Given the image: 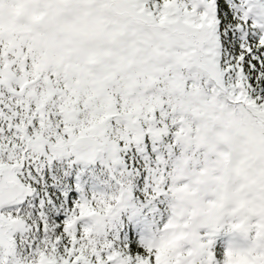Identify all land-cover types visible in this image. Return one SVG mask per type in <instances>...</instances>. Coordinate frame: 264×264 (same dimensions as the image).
<instances>
[{"label": "snow or ice", "instance_id": "6c2138e0", "mask_svg": "<svg viewBox=\"0 0 264 264\" xmlns=\"http://www.w3.org/2000/svg\"><path fill=\"white\" fill-rule=\"evenodd\" d=\"M39 3L25 40L0 42V264H155L85 236L76 217L95 205L52 166L148 136L172 148L213 99L264 124V0Z\"/></svg>", "mask_w": 264, "mask_h": 264}, {"label": "rangeland", "instance_id": "374dc122", "mask_svg": "<svg viewBox=\"0 0 264 264\" xmlns=\"http://www.w3.org/2000/svg\"><path fill=\"white\" fill-rule=\"evenodd\" d=\"M4 2L5 0H0V42L6 46H16L25 40L22 34H25L27 21L38 19L42 13V7L39 0H11L12 6L7 10L8 17L5 19L2 7ZM71 18L70 15L62 16L64 20ZM18 34H21L20 38H17ZM210 102L218 105L221 111L229 107L235 110L233 106L214 99ZM211 111L214 114L211 121L215 122L217 109L214 108ZM207 113L203 115L199 112L186 118L185 137L191 138L189 146L181 142L169 148L168 145L172 139L170 135L159 138L148 136L146 140L142 137L139 142L121 147L116 159L101 153L97 162L92 159L81 160V162L77 160L79 162L77 169L66 166L67 161L55 162L58 171L67 168L68 174L75 178L79 193L75 199L85 197L95 205L94 208L82 205L79 209L76 220L81 223L83 234L94 242L102 243L107 239L116 249L125 229L131 227L139 240L153 250L155 264H184V252L174 250L185 233L170 231L186 226L182 219L185 210L181 207L180 200L174 195L177 191L176 185L189 180L198 182L195 181V177L201 164L207 162L213 154L221 158L214 163L224 167L229 163L227 150L216 152L213 146L202 143L195 135L200 131L203 118L206 122ZM221 134L226 139L224 134ZM219 141L224 143L225 140L219 139ZM197 145L199 149H196L193 154L192 151ZM147 147L153 155L143 154L142 150ZM139 177L141 185L137 184ZM137 193L141 195H136ZM97 208L101 211L96 212ZM227 227L229 228L228 224L215 225L210 229L202 228L196 234L200 245L199 264H206L208 254L211 252L209 250L211 240L214 241L219 229ZM258 230L260 229H254L253 232L257 234ZM233 232L236 231L233 230ZM253 232L249 235L251 236ZM239 234V239L248 238L243 233ZM233 236L235 235L230 234L229 237ZM18 238L27 240L21 236ZM192 252L194 250L191 247L188 255H192ZM213 258L215 259L214 254Z\"/></svg>", "mask_w": 264, "mask_h": 264}, {"label": "clouds", "instance_id": "9594fccd", "mask_svg": "<svg viewBox=\"0 0 264 264\" xmlns=\"http://www.w3.org/2000/svg\"><path fill=\"white\" fill-rule=\"evenodd\" d=\"M11 6V0H5L2 5L5 19ZM216 117L215 122H208V127L202 122L195 135L216 152L227 150L229 163L226 167L214 163L221 158L213 154L201 164L195 177L198 182L177 183L174 195L185 210L182 219L186 226L170 230L185 233L174 251L184 252V264H199L196 252L188 255L190 241L202 228L228 224L230 230L248 238H230L221 264H264V237L253 232L257 228L264 231V124L252 122L239 109L231 107L217 110ZM217 132L224 134L227 145L218 140ZM250 232H253L251 236Z\"/></svg>", "mask_w": 264, "mask_h": 264}, {"label": "trees", "instance_id": "16d2710c", "mask_svg": "<svg viewBox=\"0 0 264 264\" xmlns=\"http://www.w3.org/2000/svg\"><path fill=\"white\" fill-rule=\"evenodd\" d=\"M208 105L209 106L205 110L201 111L203 115H205L208 111L207 116H206V122L203 118L204 127H208V122L211 121L214 117V114L211 111V109L214 110V108H216L217 110L221 111L220 107L218 105H216L215 103L212 104V102L209 101ZM185 122H186V120H185ZM206 123H207V125H206ZM215 135L218 139H219V137H222V134L220 132L215 133ZM190 139H191L190 137H186L182 141V143L184 145L189 146V144L191 143ZM197 142H198V140H197ZM142 152L144 155H153L152 152L149 151V147L143 149ZM55 170H57V169H55ZM65 183H66V187H68V183L67 182H65ZM141 183H142L141 178L139 177L137 184L141 185ZM136 195H141V194L137 193ZM130 232H132V231H130ZM21 237L27 239V240H22L24 242L23 244H18V250L21 252V254H23L26 251V245L31 243L33 238L31 237V234H28V233L22 234ZM35 239L38 240L39 238L37 237ZM20 240L21 239L18 238V241H20ZM226 241H227L226 234L221 232L220 235L217 234V237H216L214 244H212L209 248V250L211 252H213L214 257L216 258L215 260L218 262V264H220L221 256L223 255L222 254L223 248L225 246H227V244H228V241L227 242ZM116 250L122 251V252H127V253H132V254H136V253L142 252L144 250H149L153 253L152 249H150L148 247L145 248V246L140 244L139 241H137V239L135 237H132V239H130V236L125 237L124 235L121 236V240H120L119 244L116 246ZM217 255H218V258H217Z\"/></svg>", "mask_w": 264, "mask_h": 264}]
</instances>
